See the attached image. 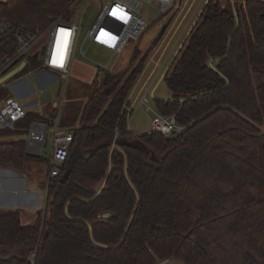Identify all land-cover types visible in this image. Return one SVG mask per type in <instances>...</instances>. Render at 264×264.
<instances>
[{
	"label": "trees",
	"instance_id": "16d2710c",
	"mask_svg": "<svg viewBox=\"0 0 264 264\" xmlns=\"http://www.w3.org/2000/svg\"><path fill=\"white\" fill-rule=\"evenodd\" d=\"M72 1L0 2V18L12 25L0 39V63L15 54L17 30L45 29ZM233 1L209 0L164 75L172 96L156 102L157 112L176 115L182 134L126 130L123 108L152 49L126 72L100 71L81 111L67 104L69 160L34 225L24 226L19 211H0V252L21 248L0 264H27L34 249L36 264H264V0ZM138 44L126 49L134 52L129 65ZM9 97L0 85V107ZM31 114L0 136L27 134L40 119ZM42 161L27 155L26 140L0 143L2 166L22 172Z\"/></svg>",
	"mask_w": 264,
	"mask_h": 264
},
{
	"label": "built area",
	"instance_id": "2783aa9c",
	"mask_svg": "<svg viewBox=\"0 0 264 264\" xmlns=\"http://www.w3.org/2000/svg\"><path fill=\"white\" fill-rule=\"evenodd\" d=\"M83 1L84 0H73L65 14L53 20L45 29H37L32 32L17 30L14 33L16 52L13 56L7 57L0 63V80L23 64L25 65L23 71L26 70L27 67L32 64V59H34L33 56L36 53H38L40 57V53L44 46L45 51L43 61H40L39 57L38 59H35L40 64L37 68H35V70H48L67 78L72 67L78 34L80 31V20L82 17L81 5ZM99 1L101 3L100 11L90 28L85 41H99V38L110 41V38L114 37L115 32L122 28L119 37L110 48L113 57H115L117 55H123L130 44L140 41V37L147 26L146 20L139 15L145 4L157 8L162 14H164L162 16L160 26V30H162L164 28V24L169 23V21H173L172 15L174 12H177L181 8L187 6L191 0ZM195 1L196 0H194V2ZM227 1L228 0H220L223 5L226 4ZM229 1H231L232 5L234 4L233 0ZM191 2L194 3L193 0ZM208 2L209 0L202 1L200 9H198L197 13L194 15L192 24L186 30L184 39L180 44L175 57L190 32L193 30ZM114 10H123L127 19L121 20L117 16L113 15ZM11 30L12 25L6 19L0 18V39ZM104 33H106L107 36L102 35ZM46 38L47 41L43 43ZM82 54L85 56L86 52L82 51ZM147 67L148 65L145 66L143 72L138 78L123 108V113L125 112L126 114L127 132L134 134L131 125V115L133 112L131 99L132 97H135V105L139 103V106L145 111V113H153V117L150 118L149 134H160L165 137L182 134L186 130V127L178 123L176 115L165 116L157 111H154L151 107L149 97L154 96L156 87L153 86L150 90L145 91V85H143L141 91L136 93V88L140 85ZM100 71L102 70H99V72ZM65 106V102L58 105L59 112L56 117L42 115L40 116V119L33 121L28 128L26 150L29 154L38 157L44 156L45 149L49 142L50 132H53L52 140L50 142L51 158L49 160V171L46 177L47 186L51 180L60 175L64 164L68 162L70 157V147L74 140L73 133L60 126V114H62V109L65 108ZM27 115V109L12 96L9 97L1 103L0 130L14 128V126L24 120ZM117 136H119L118 133ZM36 260L37 249H34L27 258V264H36ZM156 264H173V262L172 259H166L158 261Z\"/></svg>",
	"mask_w": 264,
	"mask_h": 264
},
{
	"label": "rangeland",
	"instance_id": "374dc122",
	"mask_svg": "<svg viewBox=\"0 0 264 264\" xmlns=\"http://www.w3.org/2000/svg\"><path fill=\"white\" fill-rule=\"evenodd\" d=\"M104 1L108 2V0ZM191 1L184 8H181L177 12H174V14L172 15L173 21L170 23L171 25L169 26L166 34L157 46H154L152 41L161 31V19L164 14H162L157 8L153 6L147 4L144 5L141 12L139 13V15L143 17L147 22L145 31L141 35L138 44L141 55L134 64L129 65V62L132 60L134 53L132 49L129 48V50H127L124 55H117L113 57L111 49L98 40H89L87 42L85 41L90 28L92 27L95 19L98 16L101 8V3L99 0H84L81 5L82 17L80 20V31L78 34L72 67L70 69V74L67 78V81L66 78L59 74H54L44 70L43 72H45L46 75H43V78L48 81L52 80L50 76H53L56 81L54 80L53 83L49 82V86L46 89L42 90L39 84V78L37 76V72L39 71H36L34 66L31 64L25 71L10 79L6 83H4V85L9 91L10 95L21 104L27 106V104L36 102L35 105H32V107H30V112L33 114H47L50 111H53V106L55 103H58L60 105L63 102L66 103L65 108L67 107V104L74 103L81 111L87 104V101L92 94L93 89L90 83L96 80L99 70H102L106 74H112L114 73L116 67L122 65L115 72V74H120V72H124L128 67L133 69L141 61V59L148 54L149 50L152 49L150 58L146 64V66L148 65V67L143 78L147 80L150 75L152 76L149 84L153 82V86L156 87V91L153 97H149V100L153 110L157 111V101L171 99L172 94L168 90L166 84L163 82V78L168 67L173 61L180 44L184 39L186 30L192 24L194 15L197 13L198 9H200L203 0H196L195 2L193 0L194 3H192ZM166 24H164L163 26L165 27ZM150 35H152V39ZM46 41L47 38L43 41V43H45ZM81 50L86 52L85 56L82 54ZM81 81L84 83H82ZM21 82H23V84L27 86H31V88H33L34 90V94L25 100L20 99L14 89V87ZM65 86H67V94L64 96L63 90ZM20 89L24 91V85L20 86ZM141 89L142 86H138L136 88V93H139ZM131 104L133 105L131 125L134 134L143 135L149 133L150 118L153 117V113H145V111L139 106V103L135 105V97H132ZM65 108L62 109L61 113L65 111ZM52 136L53 132L51 131L49 142L45 149V154L43 157H40L44 158V161L36 164V168L38 171L37 175L39 177L44 178V175H46V172L48 170V164L51 158L50 142L52 140ZM15 139L27 140V134L0 136V143L11 142ZM39 180L41 181L40 187H42V189H45L47 187V183L42 178H40ZM40 200V210L44 212L47 201V196L44 192L43 194L41 193ZM0 211L12 210L0 209ZM38 217L39 215L37 214V212L32 214L31 216L28 213L24 215L21 214V220L23 224L29 222L30 219L31 221L33 219L35 222ZM42 217H44V215ZM172 262L173 264H184V262L180 259H172Z\"/></svg>",
	"mask_w": 264,
	"mask_h": 264
},
{
	"label": "crops",
	"instance_id": "0c3cea01",
	"mask_svg": "<svg viewBox=\"0 0 264 264\" xmlns=\"http://www.w3.org/2000/svg\"><path fill=\"white\" fill-rule=\"evenodd\" d=\"M9 1H11V0H0V2H9ZM148 39H149V37H148ZM151 39H152V36H151ZM37 71H39V72H37V76L39 78L40 87L42 90H44L49 86V84H50L49 82H52V83L54 82L55 78L53 76H50L52 78V80L47 81L45 78L42 77L43 75H46L45 72H43L44 70L40 69ZM46 71H48V70H46ZM48 72H51V71H48ZM30 73H32V72H30ZM51 73H53V72H51ZM98 73H99V71H98ZM54 74H56V73H54ZM151 77L152 76L150 75L147 80H145L143 78L144 81L142 79L141 85H139V86L145 85V91H148L153 87V84H154L153 82H151L149 84V82L151 81ZM64 78H66V77H64ZM67 78H66V81H67ZM21 83L17 84L14 87V89L17 93V96L20 99L25 100L34 94V90H33V88H31V86H29V85L27 86V85L23 84V82H21ZM82 83H84V82H82ZM92 83H90V84H92ZM22 85H24V88H25L24 91L20 89V86H22ZM63 94H64V96L67 94V86H65V88L63 90ZM35 104H36V102L27 104V106H25L23 104H21V105L27 109L28 113H31L30 107H32V105H35ZM55 105H57V107H55ZM58 105H59L58 103H55L53 106L54 110L50 111L47 114H31V115L39 116V118L42 115L56 117L58 114H55V112H59ZM62 115L63 114H60V126H61ZM62 128H64V127H62ZM11 129H13V128H11ZM27 134H28V132H27ZM18 140H22V139H15V140H12L11 142L18 141ZM26 153H27V150H26ZM27 155H30V156L35 157V158H40L38 156L31 155L29 153ZM36 164L37 163L29 164V166H27L26 170L22 171V172L17 171V170H15L9 166L0 165V209L19 211L23 215L28 213L30 216L36 212L39 215V217H42L44 215L45 211L43 212L40 210V208H41L40 196H41V193L43 194V192L47 196V187L45 189H42V187H40L41 181L39 179L42 178L46 182V177H47V174L49 171V164H48V170L46 172V175H44L45 176L44 178L39 177L37 175L38 171L36 168L37 167ZM39 188H41V189H39ZM45 209H46V207H45ZM39 217H38V219H39ZM22 218H23V216H22ZM38 219L35 222L33 219H32V221L30 219L29 222H27L25 224L22 223V224L24 226L34 225L38 221ZM21 222H22V220H21Z\"/></svg>",
	"mask_w": 264,
	"mask_h": 264
},
{
	"label": "water",
	"instance_id": "95a60500",
	"mask_svg": "<svg viewBox=\"0 0 264 264\" xmlns=\"http://www.w3.org/2000/svg\"><path fill=\"white\" fill-rule=\"evenodd\" d=\"M121 30H122V28H120L119 30H117V31L115 32V34H114L115 39H114V40L111 39L110 41H106V40H104L103 38H99V42H101V43L104 44L105 46L111 48V47L114 45V43L116 42L117 38L119 37V35H120V33H121ZM44 51H45V46L42 48V51H41V53H40V57H39V54L36 53V54L33 56V58H34V59H38V57H39L40 61H43ZM123 55H124V54H123ZM121 66H122V65L116 67L115 70H114V73H115V72H116ZM24 67H25V65L23 64V65H21L19 68H17L16 70H14V71H12L11 73H9L8 75H6L4 78H2V79L0 80V85L6 83V82L9 81L10 79H12V78H14L15 76H17L18 74H20V73L23 71ZM55 107H57V105H55ZM118 144H119L120 146H122V147H133V148H138V147H140V148H142V149L145 150V147H144L143 145H141V144H140L139 142H137V141L130 142V141H127V140H119V141H118ZM27 154H28V152H27ZM89 154H90V153L87 152V153H85V154L83 155V157H84V158H85V157H88ZM70 172H71V170L66 171L65 175H64L63 178L61 179L62 182L66 181V180L69 178ZM110 216H111V214H104L102 217L106 219V218H109ZM99 218H101L100 215H99ZM20 249H21V248L16 249V250H14V251H12V252L6 254V255H4L3 253L0 252V261H6V260H9L10 258L14 257V256L18 253V251H19Z\"/></svg>",
	"mask_w": 264,
	"mask_h": 264
},
{
	"label": "snow or ice",
	"instance_id": "6c2138e0",
	"mask_svg": "<svg viewBox=\"0 0 264 264\" xmlns=\"http://www.w3.org/2000/svg\"><path fill=\"white\" fill-rule=\"evenodd\" d=\"M113 15L117 16L121 20H126L127 19L126 14L123 12V10H114L113 11ZM102 35L107 36L106 33H104ZM110 39L114 40L115 37H111Z\"/></svg>",
	"mask_w": 264,
	"mask_h": 264
},
{
	"label": "bare ground",
	"instance_id": "6f19581e",
	"mask_svg": "<svg viewBox=\"0 0 264 264\" xmlns=\"http://www.w3.org/2000/svg\"><path fill=\"white\" fill-rule=\"evenodd\" d=\"M150 36H152V35H150Z\"/></svg>",
	"mask_w": 264,
	"mask_h": 264
}]
</instances>
